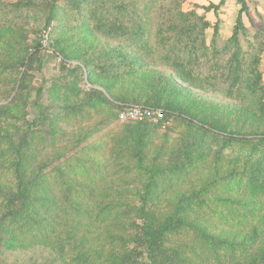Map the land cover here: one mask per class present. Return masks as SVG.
Segmentation results:
<instances>
[{"label":"rangeland","instance_id":"obj_1","mask_svg":"<svg viewBox=\"0 0 264 264\" xmlns=\"http://www.w3.org/2000/svg\"><path fill=\"white\" fill-rule=\"evenodd\" d=\"M220 1L187 0L184 10L190 11L195 5H217ZM245 1L249 18L255 24L264 23V0ZM241 7L240 0H228L220 9L223 40L232 36ZM161 13L167 12L162 9ZM209 19L214 22L215 16L210 14ZM43 21V11L7 13L0 18V105L27 107L44 85V103L65 108L56 113L52 128L36 133L29 151L30 173L42 164H50L32 201L38 208L39 221L52 226L46 235L51 245L10 248L5 256L14 264L39 263L51 255L63 264H75L73 256L81 250L95 254L99 258L97 264H120L133 240L135 208L142 205L149 177L138 172L130 149L120 147L142 122L123 123L116 115L130 105L145 106L142 79L107 82L90 79L85 71L75 91L53 87L64 63L80 65L73 55L83 57L90 46L99 44L73 22L54 36L51 46L47 39L44 41L43 69L39 71L35 64L34 69L28 70L23 63L31 57V46ZM244 21L253 34L248 17ZM212 34L210 31V38ZM144 69L170 74L159 66L146 65ZM21 85L26 92L19 91ZM94 90L103 92L109 102L89 104L87 96ZM194 94L233 106V114L227 116L231 123L227 129H213L169 119L153 135L152 146L143 153L146 165L161 167L164 173L153 186L148 207L166 218L176 210L180 195L207 187L201 207L183 212L184 224L168 235L167 248L177 250L181 262L178 264H248L264 246V194L251 199L246 186L249 162L264 161V141L253 137V130L263 133L264 128L253 123L246 104L212 94ZM23 123L21 114L0 115V187L12 186L10 146ZM231 137L235 140L230 141ZM187 147H200L206 153V161L177 171L175 178H170L171 155ZM43 200L50 207L45 208ZM82 239L86 243L81 247Z\"/></svg>","mask_w":264,"mask_h":264},{"label":"trees","instance_id":"obj_2","mask_svg":"<svg viewBox=\"0 0 264 264\" xmlns=\"http://www.w3.org/2000/svg\"><path fill=\"white\" fill-rule=\"evenodd\" d=\"M227 1L221 0L217 5H195L194 9L186 11L184 5L187 0H0V18L7 13L44 12V21L37 31L39 36L31 46V57L23 63L26 69H34L35 64L39 71L43 69L46 34L49 33L51 46L58 32H64L66 27L76 22L75 26L99 45L90 46L83 57L73 55L80 65L68 66L64 63L60 76L53 81V87H67L75 91L85 71L90 79L94 77L107 82H124L141 77L140 88L146 95L143 107L158 108L164 112L165 118L159 123H139L138 131L120 144L121 148L130 149L138 172L149 177L142 205L135 208L133 240L127 253L121 257L120 264L181 263L177 250L167 248V237L176 227L184 224L183 212L201 207V198L207 187L180 195L174 213L161 218L148 207V201L164 169L147 166L143 153L152 146L153 135L169 119L199 128L229 127L231 121L227 116L233 114V106L216 103L194 92L246 104L253 123L258 128L261 125L264 128V23L255 24L249 18L246 1L240 0L242 7L237 25L232 36L223 40L219 11ZM162 9L167 13H161ZM210 14L215 16L214 22L210 21ZM245 16L254 27L253 34L244 21ZM210 31L213 33L211 38ZM146 65L162 67L170 74L145 70ZM19 91L26 92L23 85ZM43 97L44 85L37 90L36 98L27 107L0 105V115L14 117V114H21L24 119L10 146L12 186L0 187V264H14L9 263L5 256L10 248L51 245L49 235H46L52 231V226L39 221L38 208L33 206L32 201L36 189L46 178L50 164H42L30 173L29 151L36 133L52 128L56 113L65 108L47 105ZM87 102L108 103L109 100L103 92L94 90L87 96ZM256 130H253V137L264 141V132ZM229 140L235 139L231 137ZM199 148L187 147L172 154L169 177L174 179L177 171L192 169L205 162L206 153ZM249 165L247 191L251 199H257L264 194V161L257 164L249 162ZM43 203L45 208L50 207L46 200ZM21 227L30 230L20 231ZM85 243L82 239L81 247ZM51 256L42 258L39 263L23 264H63ZM73 258L75 264H97L99 259L95 254L81 250L75 252ZM248 264H264V246Z\"/></svg>","mask_w":264,"mask_h":264},{"label":"built area","instance_id":"obj_3","mask_svg":"<svg viewBox=\"0 0 264 264\" xmlns=\"http://www.w3.org/2000/svg\"><path fill=\"white\" fill-rule=\"evenodd\" d=\"M49 33L46 34L45 40H48ZM44 40V41H45ZM165 118L164 112L158 108H150L143 106L130 105L121 110L118 114L120 122H133V121H148L152 123H159Z\"/></svg>","mask_w":264,"mask_h":264}]
</instances>
